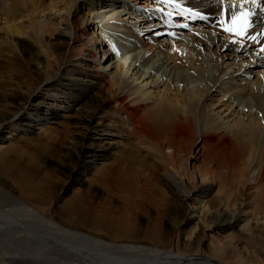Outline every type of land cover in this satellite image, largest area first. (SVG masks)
<instances>
[{"label": "bare ground", "instance_id": "obj_1", "mask_svg": "<svg viewBox=\"0 0 264 264\" xmlns=\"http://www.w3.org/2000/svg\"><path fill=\"white\" fill-rule=\"evenodd\" d=\"M76 1L70 0L64 9L57 11L59 14L66 11V14L61 16L56 25L50 19H44L47 9L41 0H5L0 3V21H4V25L0 27V59L12 58L14 52H19L23 57L30 47H36L38 44L40 48H44L43 43L48 44L46 40H50L56 30L59 38L68 43L62 57L58 55L59 58H56L51 51L45 50L42 51L43 56L29 59L27 65H34L41 75L36 79V82L39 80L38 84L23 82V95H18L13 87L8 89L7 86L10 85H6L7 89H3V93L0 92V127L8 125L20 134L29 135L31 128L37 123L55 116L51 110L53 104H47L45 98L41 101L36 99L44 91L42 84L53 82L52 88H61V94L69 98L72 104L84 99L83 107L87 108L86 103H90L92 112L88 115V122L92 126L100 125L91 121L99 109L109 106L106 112L115 120L122 119L130 131L140 137V145H143L141 147L161 156L159 159L163 163L165 174L159 175L160 182L162 184L164 181L162 186L172 193V200L185 203L196 191L207 185L218 184L217 193H222L223 198H226L223 201V212L221 211L223 218L228 216L231 208L237 206V201L230 205L228 198L233 194L243 195L253 183H260L257 185L262 187L260 189L254 186L258 193L256 200H264V147L260 145V141L264 139V74L259 80L252 82L255 74L252 76L247 72V82L244 83L246 79H240L241 74L246 72L244 69L232 71L228 66L223 68L224 62L221 65L218 56L203 54L199 46H195L197 52L193 55L187 48L192 45L189 35L174 33L164 21H149L158 15L157 12L136 11L134 6L130 7L126 3L117 6L116 2L102 8L103 0H88L85 6L90 7L89 10L100 11L91 12L89 19L85 16L81 20L71 14L72 10L73 13L77 11ZM148 1L150 0H144V3H151ZM154 1L158 3L160 0ZM164 1L165 9L161 7V11L165 10L167 15L173 16L170 10L174 12L175 9L182 17L203 16L209 20L207 33L199 30H193L192 33L203 37L209 47L214 45V52L220 53L227 49L234 56L227 55V59L250 58L251 63L255 61L264 65L263 11L248 6L245 0ZM241 5L243 10L249 9L253 15L247 32L238 37L224 32L220 21L231 23L233 13L239 14ZM223 11L225 16L217 20ZM28 12L37 14L40 18L36 22H30L31 19L27 20ZM158 13L161 16L162 12ZM124 15L126 16L122 17ZM92 19L97 21L91 22ZM62 21L66 24L65 28L60 30ZM84 24L96 29L89 41V28L85 30ZM160 28L164 31H160ZM98 30H104L105 42L97 35ZM165 33L169 38H184L185 46L178 50L174 47V42H171L170 46L164 43L161 36L166 35ZM108 41L110 49L104 51V59L109 64L106 66V62L102 65L96 61V53L98 48L102 50ZM22 42L28 46H24ZM3 45L8 46L6 49L9 52L4 50ZM113 47L122 54V62L113 61ZM196 64L200 67H196ZM243 65L244 63L240 67ZM147 78L149 81L143 86L132 87L139 79ZM200 82L204 88H208L207 92L220 94V91H226L223 95L228 97V100H224L228 102L226 112L211 114L210 105L205 102L206 98L209 99L208 94L201 99L187 95V99L174 100L168 94L175 90L179 92L182 90L180 87L193 91L195 84ZM148 85L150 90L146 89ZM162 85L165 86L163 92L152 91L160 89ZM229 85L232 87L229 88ZM58 94L60 93L57 90ZM149 101L152 103L149 104ZM234 102L237 103L236 107L232 106ZM42 107L46 109L42 110ZM237 107L240 109L236 110ZM157 109L163 112L166 119L158 115ZM210 114L214 119L212 118L209 124H203V127L212 130V134L208 136V141L205 140L207 151L203 154L205 160L201 162L202 167L196 170L200 181L193 186L178 172L179 155L192 152L198 137L206 138L200 121ZM83 143V139L71 143L67 160L74 167L82 166L89 170L90 164L87 160L90 159L93 164V158L100 156L96 151L86 150ZM6 154L5 150L0 148V264H220L206 256L179 252V242L174 239V228L168 232L151 230L145 234L141 233L142 230L138 231L139 229L122 228L114 231L113 237L108 234H95L106 231L107 227L93 218L91 201L87 199L85 205L74 197L60 207L58 203L67 191L64 187L60 189L56 200L43 198L26 180L29 174H21L11 169ZM258 163L263 166L260 165L257 171L252 169ZM218 168L222 169H219L220 172L224 169L219 172L224 178L215 176L214 170ZM57 169L62 170L61 164L57 165ZM248 170L250 173H247ZM248 177L252 179H247ZM250 180L254 182L251 183ZM2 197L7 201L4 202ZM262 204L260 207L255 205L253 210L260 208L259 212L262 210ZM205 208L203 206L202 210ZM169 211L175 218L181 212L175 202L170 205ZM241 213L246 214L243 211ZM192 227L187 240L197 238L195 235L199 230L198 225ZM184 247H188V244L185 243Z\"/></svg>", "mask_w": 264, "mask_h": 264}, {"label": "rangeland", "instance_id": "obj_2", "mask_svg": "<svg viewBox=\"0 0 264 264\" xmlns=\"http://www.w3.org/2000/svg\"><path fill=\"white\" fill-rule=\"evenodd\" d=\"M4 1L5 0H0V3H4ZM6 1L11 2V0ZM41 1L42 5H46L45 8L47 9L46 14H44V19H50L51 22L56 25L60 22L61 16L66 14V11L63 13L61 12V14L57 11L64 9L70 0ZM86 1L88 0H77L75 5L77 11L73 13L72 10L71 14L80 17L82 20L85 16H90L89 14L91 12L99 13L100 10L97 9L94 11L89 10L91 8L85 6ZM114 2H116L117 6L125 3L130 7L134 6L136 11L150 10L151 13L157 12L158 15L149 21H164L169 24L168 27L174 31V33L189 35L192 39V45H189L187 48L193 55L197 52L195 46H199L203 54L209 56L213 55V57L218 56L220 59L219 63L223 65L224 62L223 68L228 66L233 69L232 71L239 70L240 68L244 69L243 71L246 72H243L240 78L246 79L244 83L247 82V72L248 74H252V76L255 74L251 79L252 82L259 80L262 74H264V65L257 64L254 60V62L251 63L249 61L250 58L227 59V55L234 57L229 50L224 49V51L220 53L214 52L216 48L214 45L209 47L203 37L193 34V30H199V32L204 33L209 31V27H207L210 24L209 20L204 19L203 16L195 18V16L188 15L191 16V20L194 19V24H192L189 21L190 17H182L175 9L174 12L170 10V13L174 14L173 16L167 15L165 10L161 11V7L165 9L164 5L166 3L164 0L159 1L163 3V5L154 0H150L148 2L151 3L146 4L144 0H137V2L136 0H103L104 4L101 7H108ZM158 12H162L161 16L163 17L160 18V20L158 17L161 16ZM26 15L28 16L27 20L31 19L30 22H36V20L40 18L37 14L33 15L29 12L26 13ZM220 15L222 16H218L216 18L217 20L225 16L223 12L220 13ZM125 16L126 15L122 17ZM96 21L97 20L92 19L91 22ZM3 22L4 21H0V27L4 25ZM65 24L66 22L62 21L59 29L63 30ZM83 26L85 30L89 28L87 35L88 38L91 37L88 39L89 41L93 38L91 34L96 31V29H91V27L85 24ZM157 30L159 31V29ZM161 30L164 31V29L160 28V31ZM97 35L105 42L106 34L104 30H98ZM168 36L167 34L161 36V39L169 46L171 42H174V47L176 46L178 50L185 46L183 42L184 38L181 40V38H169ZM170 37H172V35ZM60 38L56 30L52 38L46 40L49 43H43L44 48H40L38 44L36 47H30V50L23 54L24 58L18 54L19 52H14L16 56L11 55L12 58L3 57L0 59V92L3 93V89L6 90L7 88L9 89V87H13L12 89L14 91L16 90L18 95H23L25 93L23 91V82L29 81V83L38 84L39 80L36 82V79H38L41 74L34 65H27L29 64V59H36L37 57L43 56L44 53H42V51L45 52V50L47 52L51 51L53 56L56 55V58H59V56L62 57L64 48L68 43L64 41L63 38L60 40ZM22 44L28 46L25 42H22ZM151 44L156 45V43L152 42ZM50 45L54 51L50 49ZM3 47L5 50L8 46L3 45ZM99 49L100 48H98L96 53V61L100 62L102 65L104 62H106L104 65H109L107 60L104 59V51L110 49L109 41L102 50ZM113 49L115 55L113 61L122 62V54L116 48L113 47ZM6 51L9 52L8 49H6ZM8 52H6V54H8ZM172 53L174 54V52ZM130 55L131 53L128 54V56ZM123 56L126 58L125 54ZM105 58H107V56ZM242 63H244V65L240 67ZM196 67L199 68V64H196ZM148 81V78L139 79L132 87L134 88L136 85L143 86V84ZM52 83L53 82L45 85L42 84L44 91L41 92L36 99L37 101H41L45 98L47 104H53L54 107L51 110H53L55 116L46 117L47 120L43 119L37 123L36 126L31 128V134L29 135L20 134L8 125H1L0 127V131L2 132H0V148H3L7 153L6 155L9 159L11 169L21 174H29L26 180L37 192L42 194L43 198L56 200L60 195V189L64 187L67 191L63 199L58 203L60 207H63L67 201L74 197L81 200V204H85L87 199L91 201L90 208L93 218L103 222L108 229L95 234H108L113 237L114 231L122 228L139 229L138 231L141 232L142 230L141 233L143 234L149 233L151 230V232H153V230L168 232L169 229L174 228L176 236H174V239L179 242L177 248L179 252L194 254L196 256H206L220 264H264V204H262L264 200H256L255 196L258 193L255 191L257 188L254 187L257 186L262 189V187L258 186L260 183H255L254 185V181L250 180L253 184L249 186L250 189L243 195L233 194L230 196V199L228 198L229 204L233 205L234 202L237 201V206L231 208L228 216L224 218L222 209H224L223 201L226 198H223L222 193H217L219 192L218 184L207 185V187H203L201 190L196 191L192 195V198L190 197L187 199L185 203L174 201L172 200V193L162 186L164 185V181L162 184L160 182L161 177L159 175L165 174L163 163H161L162 161L159 159L161 156L157 155L154 151H148L141 147L140 137L133 131H130L129 126H126L122 119L115 120L113 116L106 112L109 110V106L103 107L101 110L99 109L98 114H96L91 121L100 125L97 127L92 126L88 122V115H91L90 112H92V110L90 111L92 108L90 103H86L87 108L83 107L85 104L84 99L78 101V103L72 104L69 98L67 99L64 94H61L59 91L61 88H52ZM6 85L10 86L5 88ZM195 85L193 91H187L185 87H180L182 90L179 92L175 90L168 94H170L172 100L179 98L187 99V95H192L193 98L196 97V99H201L208 94L207 96L209 99L206 98L205 102L210 105L211 114L218 111L226 112L228 102L224 100H228V97L223 96L226 91H220V94H216L211 91L207 92L208 88H204L201 82ZM164 87L165 86L162 85L160 89H153L152 91L163 92ZM230 87H232V85H229V88ZM189 88H191V86H189ZM146 89H149V85ZM57 90L58 93H60L58 95ZM62 92H64V90ZM182 92L185 93L182 94ZM151 103L152 101H149V104ZM236 105V102L232 104L234 107H236ZM149 106L152 107L153 105ZM44 109L46 108L42 107V110ZM202 109L203 108H201V110ZM239 109L240 107L236 108V110ZM157 112L163 119H166L162 111L157 109ZM211 114L208 117H203L200 121L202 127L203 124H209L211 119H214ZM204 134L206 138L198 137L197 141L194 143L192 152L190 151L188 154L183 152L179 155L178 172L180 176L186 177L187 181H190V184L193 186L196 185L197 181H200L198 180L199 175L197 171L198 168L202 167V160H205L203 157L204 152L207 151L205 140L208 141V136L212 134V130H206L204 128ZM81 139L84 140L83 144L86 150L96 151L100 156L93 158V164L90 159L87 160L90 164L89 170L82 166L74 167V165L67 160L71 143H75ZM208 145L212 148L209 142ZM260 145L264 147V139L260 141ZM165 152L167 153L168 151L165 150ZM263 157H261V161ZM261 163H263V161ZM261 163H258L259 165L257 164L252 169H256L257 171L260 165L263 166ZM60 164L62 170L58 171L57 165ZM219 169L222 170L221 168L214 170L215 176L224 178L222 174L220 176V173L223 172L224 169L221 172ZM250 170H248L247 173H250ZM229 174L232 173L229 172ZM247 179L252 178L248 177ZM254 188L256 189L254 190ZM2 199L4 202L7 201H5L3 197ZM173 202L178 205L181 211L180 215L176 218L172 215L171 211H169L170 205H172ZM258 202H260V204ZM261 204L263 205L261 207L263 211L260 210L259 212L262 211V213L259 214L258 210L260 208L257 211L253 209L255 205L256 207H260ZM203 206L206 207L205 210H202ZM184 214H186V216ZM186 221H188V223H185ZM196 224L199 229L196 231L195 235L197 238L194 237L187 240L190 229ZM93 231L97 232L95 230ZM185 243L188 244V247H184ZM190 244L191 246H189Z\"/></svg>", "mask_w": 264, "mask_h": 264}, {"label": "snow or ice", "instance_id": "obj_3", "mask_svg": "<svg viewBox=\"0 0 264 264\" xmlns=\"http://www.w3.org/2000/svg\"><path fill=\"white\" fill-rule=\"evenodd\" d=\"M223 2V0H221ZM252 3H256V0H251ZM264 10V9H262ZM251 12H245L243 5H241V11L239 14L233 13L231 23H226L224 20L220 21V25L224 32L232 33L238 37L243 36L250 27ZM236 41H233L235 43Z\"/></svg>", "mask_w": 264, "mask_h": 264}]
</instances>
